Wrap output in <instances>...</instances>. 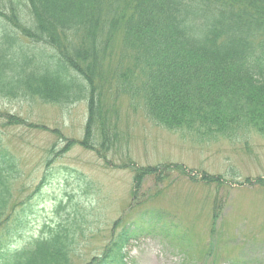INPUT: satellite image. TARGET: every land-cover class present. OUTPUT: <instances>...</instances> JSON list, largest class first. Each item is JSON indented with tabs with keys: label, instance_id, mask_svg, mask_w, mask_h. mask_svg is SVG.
<instances>
[{
	"label": "rangeland",
	"instance_id": "rangeland-1",
	"mask_svg": "<svg viewBox=\"0 0 264 264\" xmlns=\"http://www.w3.org/2000/svg\"><path fill=\"white\" fill-rule=\"evenodd\" d=\"M16 16L11 27L19 25ZM25 17L18 15L23 27ZM15 41L32 48L26 50L34 56L32 70L38 52H56L19 32ZM111 43L117 54L120 32ZM101 67L93 86L100 88L101 114L107 112L103 121L117 134L107 153L80 145L89 114L84 96L58 104L0 94V155L12 158L18 172L9 221L0 228V264L2 252L66 219L74 202L89 212L72 264L89 263L122 232L129 237L123 264H264V134L250 127L228 138L168 129L117 93L108 61ZM148 166L169 168L160 181L141 177L133 195L136 168Z\"/></svg>",
	"mask_w": 264,
	"mask_h": 264
},
{
	"label": "trees",
	"instance_id": "trees-1",
	"mask_svg": "<svg viewBox=\"0 0 264 264\" xmlns=\"http://www.w3.org/2000/svg\"><path fill=\"white\" fill-rule=\"evenodd\" d=\"M1 2L0 94L58 104L84 96L89 114L81 146L107 153L117 141V134L103 121L107 112L101 114V93H95L100 88L93 86L104 61L113 68L117 93L140 103L148 118L168 129L228 138L250 127L264 134V0ZM18 15L26 16L25 25L30 20L28 26H22ZM14 16L19 25L11 27ZM17 32L31 44L56 52H38L40 63L32 70V48L15 44ZM117 32L122 44L116 54L111 51V38ZM16 165L12 158L0 155V228L9 221L4 216ZM168 168H136L133 195L141 177L155 175L160 181L162 170ZM174 168L184 173L182 165ZM206 179L211 182L214 177L206 175ZM88 212L78 202L72 203L66 219L44 226L40 235L24 239V245L2 252L1 264H72ZM128 238L123 232L115 236L85 264H123L122 247Z\"/></svg>",
	"mask_w": 264,
	"mask_h": 264
}]
</instances>
